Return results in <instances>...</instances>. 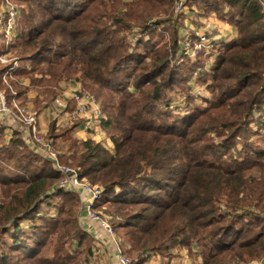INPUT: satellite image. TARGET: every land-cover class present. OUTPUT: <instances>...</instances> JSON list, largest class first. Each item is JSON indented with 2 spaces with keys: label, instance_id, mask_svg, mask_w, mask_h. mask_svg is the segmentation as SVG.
Returning a JSON list of instances; mask_svg holds the SVG:
<instances>
[{
  "label": "trees",
  "instance_id": "1",
  "mask_svg": "<svg viewBox=\"0 0 264 264\" xmlns=\"http://www.w3.org/2000/svg\"><path fill=\"white\" fill-rule=\"evenodd\" d=\"M17 1L27 8L12 46L21 60L33 63L18 75L30 77L48 93H54L49 84L55 88L79 81L101 100L102 126L111 130L112 150L74 136L77 124L55 135L54 121L48 138L63 164L72 163L81 179L103 189L96 208L109 205L105 211L115 228L125 231L120 244L136 264L150 254L164 256L173 247L190 245L201 249L200 264L247 261V256L264 264V222L259 220L264 213V149L250 145L257 135L254 115L264 111L260 0H201L215 4V10L227 9L239 35L214 68L220 96L180 120H169L158 109L176 82L168 53L156 58L130 54L116 23L101 24L102 16H89L93 0ZM230 81L239 84L230 89L225 86ZM214 133L220 144L208 143ZM38 156L16 130L3 149L0 164L14 162L20 173L32 174L13 180L0 176L7 189L0 202V244L10 243L9 251L23 255L24 264H81L91 249L78 223L80 200L62 190L51 193L62 177L49 162V170H39ZM66 196L58 218L49 219L44 230L35 228L32 221L40 217L41 207Z\"/></svg>",
  "mask_w": 264,
  "mask_h": 264
},
{
  "label": "rangeland",
  "instance_id": "2",
  "mask_svg": "<svg viewBox=\"0 0 264 264\" xmlns=\"http://www.w3.org/2000/svg\"><path fill=\"white\" fill-rule=\"evenodd\" d=\"M9 1L16 6L20 12L17 21L18 32L20 21L23 20V11L26 10L27 6L24 2H18L17 0ZM78 1L80 2L81 0ZM73 3L75 4V2ZM84 3L87 7L88 2ZM5 4L6 0H0V10ZM213 6L214 7L207 6L202 3L201 0H93L89 2V7L92 11L88 14L97 19L102 16L100 19L102 20L101 24L105 22L116 23L115 25L120 27L119 30H117V36L118 38L125 40L128 48L127 51L130 54L136 53L135 55L142 54L144 56L155 58L167 53L170 55V69L174 70L176 73V82L170 89L171 91L169 92L167 99L158 104V109L162 110V112L168 113L170 115L169 120H180L193 116L196 114L197 110L207 108L216 101L217 97L220 96V93L215 89L217 82L214 79V68L220 56L225 53L227 46L232 41L236 40L239 35V28L236 25V21L226 15L227 9L225 11L222 9L215 10L217 7H215V4H213ZM85 12L83 16H86ZM222 25H224V29L229 26V28H231L230 31L226 30V32L223 27H221ZM116 26H114L113 29H115ZM201 36L206 37V42L202 41ZM93 42L92 39L88 44ZM4 54L9 55L11 63L7 66L0 64V70L3 68L7 69L13 64L12 61L14 59H18V65L15 68V71L6 78H3L2 75H0V90L5 91L10 100L12 98L11 95L15 94L23 104L30 106L36 111L46 107L50 102L53 103L55 98L61 94L60 91H62L66 85L78 83L83 90L81 82L69 80L59 83L55 88H53L54 84L47 85L48 88L54 90V93H48L46 92V87L33 84L30 77H21V75H18L22 70L31 69L33 63L21 60L13 46L5 51L0 33V57ZM130 63L132 65L134 64L133 61ZM235 84H239V82L230 81L225 84V86L231 89L233 86L235 87ZM83 92L92 94L85 90H83ZM97 101L101 105V100ZM254 120L252 128L257 132V135L252 138L250 145L257 149H264V111L257 112L254 115ZM54 121L57 126L55 135L64 134L65 131L72 126V124L67 121L61 122L59 119L55 118L54 120H51L49 124V131L51 124ZM259 124L263 127L258 128ZM110 132L111 130L106 131L104 129H102V132L100 133H95L94 131L88 133V139L97 143L100 142L109 150H112L113 144L109 141ZM48 133L45 135V138L47 139H49ZM7 136L3 132L0 134V156H2L3 149L6 146L5 140L7 144L10 141ZM74 136H77L76 133H74ZM220 140L222 139L217 137L214 133L210 135L208 143L212 145L220 144ZM57 144L61 145L62 140L59 139ZM54 148L59 154L60 164L76 170L80 177L79 170L72 166V163H69V165L61 162V154L56 149L55 144ZM224 152L225 151L222 150V153ZM235 157H237V155H235ZM36 162L39 166V170H49V167L47 166L49 165V161L43 156L39 155ZM31 174L32 173H20L15 169L14 162H3L0 164V176H2V179L13 180L22 176H30ZM83 181L93 187H98L103 191L101 187L92 185L88 180ZM58 185L59 183L52 188L51 193L62 190L66 193L76 195L80 200V213L81 200H85L86 203L88 202L86 194L83 192H69L59 188ZM6 191V187L0 185V202L2 201V198H4L3 194H6ZM68 198L69 197L66 196L60 199H54L51 205H43L39 210L40 217L35 218V215L32 217L35 218V220L32 221L35 228H42L44 230V225L49 219L58 218L59 206L64 200H68ZM107 208H109V205H106L105 208L101 209L95 207V212L101 217L106 218L114 228L115 237L118 238L121 243V240L125 237V231L121 229L117 230V228H115L116 224L113 223L112 216L105 211ZM252 210L258 213V209L253 208ZM259 215V220L264 222V213H259ZM246 220L250 221V218L245 219V221ZM39 231L40 230H37L36 232ZM45 231L47 232V229ZM0 235H2L1 232ZM8 245L0 244V264H4L5 261L9 264H24L25 261H22L23 255H18L15 252L9 251ZM121 246L123 255L136 264V260L127 253L126 248L128 247L126 245ZM53 248L54 246L49 247V251L46 255L50 256ZM67 248L68 250L73 251L70 245ZM200 250L201 249L196 245H190L187 247L176 246L173 247L171 251L165 252L164 256H159L166 260H176L177 264H200L202 262ZM155 254L156 253H154V255ZM4 255L8 257L6 258ZM247 258V261H241L238 258H235L234 260L231 259L229 264L262 263L261 260L251 259L248 256Z\"/></svg>",
  "mask_w": 264,
  "mask_h": 264
},
{
  "label": "built area",
  "instance_id": "3",
  "mask_svg": "<svg viewBox=\"0 0 264 264\" xmlns=\"http://www.w3.org/2000/svg\"><path fill=\"white\" fill-rule=\"evenodd\" d=\"M264 9V0H260ZM20 12L9 0H6L4 7L0 10V33L3 39L5 51H7L18 38L17 21ZM206 42V37L201 36ZM15 60V59H14ZM12 61V65L6 69L2 77L10 75L18 65V59ZM11 61L8 54L0 57V64L7 66ZM11 100L5 91L0 90V125L11 121L26 134L27 144L38 155L48 160L54 170L61 174L62 178L58 187L69 192H83L88 197V202L84 206L87 218L100 224L110 236L114 235V228L106 220L95 212L96 204L100 202L103 191L98 187H93L81 180L77 171L60 164L59 154L54 148L51 139L45 138L39 127L38 112L30 106L23 104L15 94L11 95ZM52 106L60 112L59 121L75 125L85 133H100L103 126L102 121L106 119L102 107L97 99L90 93L76 89L69 93L60 94L55 98ZM116 242V241H115ZM117 264H134L133 261L123 255L119 248Z\"/></svg>",
  "mask_w": 264,
  "mask_h": 264
},
{
  "label": "crops",
  "instance_id": "4",
  "mask_svg": "<svg viewBox=\"0 0 264 264\" xmlns=\"http://www.w3.org/2000/svg\"><path fill=\"white\" fill-rule=\"evenodd\" d=\"M221 27L224 29V25ZM230 29L231 28L227 26L224 30L230 31ZM76 89H81V86L78 83H73L66 85L60 93H69ZM36 111L39 115L40 130L44 135H47L51 120L55 118L59 119L60 112L52 106L51 102L50 104L48 103L46 107ZM15 130L21 133L22 139L27 144L26 134L19 126L9 120H6V123L0 125V134L3 132L6 136L8 135V139L14 137ZM75 133L80 139L86 140L89 138V134L85 133L81 128H77ZM5 143L7 144L6 140ZM85 204V200H81V211L79 213L78 223L81 230L89 236V243L87 246L90 247L91 253L81 264H117L119 255L118 249L122 247L118 238L110 236L100 224L87 218L83 209ZM142 264H177V262L176 260H166L159 255L153 254L149 255Z\"/></svg>",
  "mask_w": 264,
  "mask_h": 264
}]
</instances>
